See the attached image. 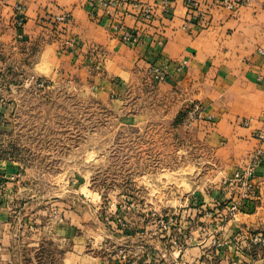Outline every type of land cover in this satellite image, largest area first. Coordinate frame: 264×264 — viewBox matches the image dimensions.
Returning <instances> with one entry per match:
<instances>
[{"label":"crops","instance_id":"crops-1","mask_svg":"<svg viewBox=\"0 0 264 264\" xmlns=\"http://www.w3.org/2000/svg\"><path fill=\"white\" fill-rule=\"evenodd\" d=\"M263 2L233 10L203 0L202 21L185 27L184 0H0L1 74L22 66V76L72 79L76 92L107 103V114L117 119L120 130L140 129L151 121L163 126L197 101L211 120L196 123L194 134L202 156L208 159L210 153L216 165L211 173L206 168L199 185L184 176L190 195L179 222L162 231L155 220L145 223L143 218L136 231L118 232L99 217L103 189L98 190L95 177L76 185L80 195L71 198L65 197L64 186L54 196H39L25 180L21 186L16 156L2 148L4 129L16 127L5 121L10 108H0V264H108L117 255L110 247L136 240L138 264H166L168 259L171 264H264V246L251 243L255 234L264 236V155L252 190L228 181L264 150L255 134L264 123V55L258 53L264 49ZM18 5L24 15L19 29L13 24ZM60 14L69 19L55 30L53 21ZM125 29L142 42L130 46L121 40ZM67 40L74 44L65 50ZM153 64L165 65L164 80L151 78ZM147 76L152 91H146ZM156 199L153 207L161 203ZM230 200L243 205L222 221L214 208ZM198 208L212 215H200ZM216 240L222 245L217 247ZM48 241L58 250L55 260L38 250Z\"/></svg>","mask_w":264,"mask_h":264},{"label":"rangeland","instance_id":"rangeland-1","mask_svg":"<svg viewBox=\"0 0 264 264\" xmlns=\"http://www.w3.org/2000/svg\"><path fill=\"white\" fill-rule=\"evenodd\" d=\"M21 71H25L22 66L0 73V108H10L5 121L16 127L4 129L2 148L15 154L21 186L27 181L39 196H54L64 186L65 197L71 198L80 195L76 185L85 180L91 183L95 177L96 187L103 189L97 202L99 217L118 232L136 231L143 218L145 223L155 220L156 228L162 231L172 220L183 219L188 207L185 200L190 195L188 185H199L207 167L209 173L216 169L210 153L208 159L202 156V145L194 134V125L203 119L190 118L188 105L173 122L163 126L149 121L140 129L120 130L116 128L117 119L111 121L107 114V103L84 91L76 92L78 86L72 79L32 78L22 76ZM147 77L146 91H152L154 78ZM153 171L160 172V176L152 175ZM142 172L149 173L139 186ZM184 176L191 177V182ZM154 184L158 187L155 192L151 188ZM154 197L161 202L155 207ZM197 211L203 214L202 208ZM52 213L61 219L54 210ZM233 217L224 214L221 219ZM124 244L109 248L115 249L117 255L108 264H138L134 255L137 240ZM38 250L43 258L57 257L58 250L49 241L41 243Z\"/></svg>","mask_w":264,"mask_h":264},{"label":"built area","instance_id":"built-area-1","mask_svg":"<svg viewBox=\"0 0 264 264\" xmlns=\"http://www.w3.org/2000/svg\"><path fill=\"white\" fill-rule=\"evenodd\" d=\"M170 0H163L164 4H167ZM211 7H225L229 9H237L241 5H253L254 3L258 2V0H210ZM185 6L187 8V15L186 21L184 26L190 27L191 25L198 24L202 20V11L200 9L203 0H184ZM110 5H114V1L110 2ZM262 7L264 8V2L262 3ZM168 10V9H167ZM150 15V10L145 8L143 10V16L148 18ZM69 19L68 14H60L55 16L53 25L57 27V25H61L62 23L67 22ZM24 23V15L22 13L21 5L16 6V12L13 18L14 26L19 29L22 27ZM55 28V27H54ZM121 40L127 43L130 46H136L137 44L142 42V37L130 29H125L121 35ZM74 42L71 40H67L63 44V49H68L72 47ZM258 53L264 55V49H258ZM150 72L154 79L157 81L164 80L166 77L167 71L165 65H156L153 64L150 67ZM188 116L193 119H203V120H211V116L205 115L204 109L201 103L197 101H192L188 104ZM256 137L264 143V123L263 125L255 132ZM264 155V150L257 151L251 162L246 165L245 167L238 168L232 174V177L228 179L229 182H234L237 185L243 187L246 191L253 189V182L252 177L255 172L256 166L262 161ZM241 203L239 200H230V202L224 204H216L214 211L217 213V218L221 219L224 214L235 215L238 211L241 210ZM203 214L206 216H211L212 212L208 209H203ZM222 220V219H221ZM176 222L172 220L170 223ZM251 243H259L264 246V236L260 234H255L252 239ZM214 244L218 247L221 246L222 243L219 240H216Z\"/></svg>","mask_w":264,"mask_h":264}]
</instances>
